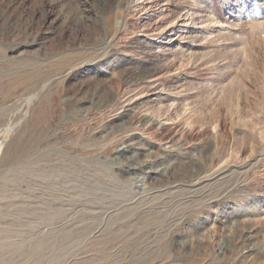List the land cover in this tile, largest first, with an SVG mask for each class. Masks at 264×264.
Segmentation results:
<instances>
[{"label": "rangeland", "instance_id": "obj_1", "mask_svg": "<svg viewBox=\"0 0 264 264\" xmlns=\"http://www.w3.org/2000/svg\"><path fill=\"white\" fill-rule=\"evenodd\" d=\"M0 137V264H264V0H0Z\"/></svg>", "mask_w": 264, "mask_h": 264}, {"label": "bare ground", "instance_id": "obj_2", "mask_svg": "<svg viewBox=\"0 0 264 264\" xmlns=\"http://www.w3.org/2000/svg\"><path fill=\"white\" fill-rule=\"evenodd\" d=\"M222 27H224V26H222ZM8 128H9V126H8ZM12 128V127H11ZM11 130V129H10ZM10 130L9 129H5V131L2 133V135L1 136H3V137H5L6 135H8V133L10 132ZM10 135V134H9ZM1 138V137H0ZM6 139V138H5ZM2 140H4V139H2ZM2 140L0 141V148H1V146H2ZM238 249V248H237Z\"/></svg>", "mask_w": 264, "mask_h": 264}]
</instances>
